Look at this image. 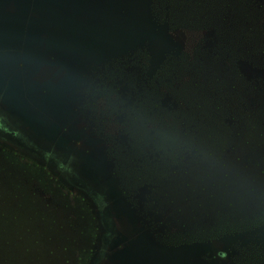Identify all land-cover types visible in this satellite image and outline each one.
I'll return each mask as SVG.
<instances>
[{
  "label": "rangeland",
  "instance_id": "1",
  "mask_svg": "<svg viewBox=\"0 0 264 264\" xmlns=\"http://www.w3.org/2000/svg\"><path fill=\"white\" fill-rule=\"evenodd\" d=\"M178 4L179 54L143 35L78 73L0 0V264H264V136L207 138L264 127V0Z\"/></svg>",
  "mask_w": 264,
  "mask_h": 264
},
{
  "label": "water",
  "instance_id": "2",
  "mask_svg": "<svg viewBox=\"0 0 264 264\" xmlns=\"http://www.w3.org/2000/svg\"><path fill=\"white\" fill-rule=\"evenodd\" d=\"M80 1L25 0L24 8L19 2L14 3V0H7V3L13 4V7L17 4V10L21 8L26 13L29 8L33 10L29 21L31 25L38 27L35 33L41 34V39L37 46L30 47L32 55L41 58L42 55L58 53L62 59L72 64V72L75 69L78 73L85 71V68H80L86 66L88 59L111 57L118 48L136 43L135 37L152 35L150 30L152 31L153 25L148 23L150 21L147 18V0H107L103 3L98 0L90 11L89 18L84 19L77 14ZM118 14L128 17L130 27L127 37L118 21ZM154 39L160 42L156 44L159 50L166 45L162 34L157 33ZM124 260L131 264L132 257L128 260L124 257Z\"/></svg>",
  "mask_w": 264,
  "mask_h": 264
},
{
  "label": "trees",
  "instance_id": "3",
  "mask_svg": "<svg viewBox=\"0 0 264 264\" xmlns=\"http://www.w3.org/2000/svg\"><path fill=\"white\" fill-rule=\"evenodd\" d=\"M97 1L98 0H81L79 2L80 9L77 12L78 16L81 17V19H84L86 17L89 18L90 11L98 3ZM99 1L103 3L107 0H99ZM178 2H182L184 5L186 0H147V10L149 12L147 18L150 21L148 23L153 25L152 31L150 30V33L152 34L153 37L149 36L147 42L151 41L152 38L155 37L156 34L154 33H156L155 31H157L158 34L163 35V40L166 42V45H172V44L174 45L175 43L171 40L169 36L172 32L173 33L175 31H177L178 33L191 32V31H194L196 27H198L196 22L189 18L188 16L189 14L182 13L176 10L179 5ZM156 6H158V8H162V10H159L163 12L162 16L161 15L159 16L158 13L155 16V12L153 13V9ZM199 30H201V28ZM141 38L142 37H135L136 41H140ZM134 44L135 43H132V45ZM170 48L171 46H167L165 50H169ZM179 50H181V48H178L177 46H175V51H177L178 54L180 53ZM121 52L122 51H120L119 53ZM254 113L255 112L248 113V117L253 118ZM251 120L254 122L253 119ZM253 122L250 123L247 121H244V122L235 121V122H230L231 124H227L228 122H218L216 124H212L211 127L213 131L217 133L218 135L208 134L209 136L207 138H211L213 141H215L214 139L217 137L224 138L225 140H221V143L230 141L228 144L230 146L229 151H232L233 149H237L238 152H240L241 154L245 153V144H246L250 152H255L256 150H258L256 148L258 147L257 145H259V142H260L259 139L263 138L264 136L262 135V133L264 134V127L261 125L259 126L257 123H253ZM223 126L227 128L224 129L222 128ZM228 127H230V129ZM223 131H225L226 134H221L223 133ZM212 136H215V137H212ZM235 143L237 146L236 148L234 147ZM205 146L207 147L208 145H205ZM234 261L230 263L234 264Z\"/></svg>",
  "mask_w": 264,
  "mask_h": 264
},
{
  "label": "flooded vegetation",
  "instance_id": "4",
  "mask_svg": "<svg viewBox=\"0 0 264 264\" xmlns=\"http://www.w3.org/2000/svg\"><path fill=\"white\" fill-rule=\"evenodd\" d=\"M129 199H130V203L129 204H133L134 206H135V202H136V199H134L133 198V195L132 194H130L129 195ZM135 203V204H134ZM131 222H130V218H128V230L126 231L127 233H129L130 232V230H131V228H130V224ZM126 233V239L129 241V237H128V234ZM126 240V241H127ZM141 240V239H140ZM139 240V241H140ZM139 241L137 242V243H139ZM130 243H132V242H128V243H126V250H132V248L134 247V244H132V245H130Z\"/></svg>",
  "mask_w": 264,
  "mask_h": 264
}]
</instances>
